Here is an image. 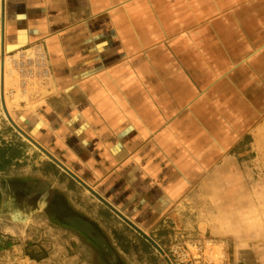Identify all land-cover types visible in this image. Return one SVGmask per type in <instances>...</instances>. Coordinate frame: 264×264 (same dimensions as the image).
<instances>
[{"label": "rangeland", "instance_id": "1", "mask_svg": "<svg viewBox=\"0 0 264 264\" xmlns=\"http://www.w3.org/2000/svg\"><path fill=\"white\" fill-rule=\"evenodd\" d=\"M210 1L148 0L144 30L114 48L125 77L112 102L125 100L134 119L115 142L143 164L122 213L162 254L22 126L18 116L55 92L45 43L4 46V107L23 134L2 106L0 71V147L13 154L0 170V244L11 243L0 264H264V11L233 15L263 0L220 12ZM111 175L103 190L85 183L107 203L111 187H125V174Z\"/></svg>", "mask_w": 264, "mask_h": 264}, {"label": "crops", "instance_id": "2", "mask_svg": "<svg viewBox=\"0 0 264 264\" xmlns=\"http://www.w3.org/2000/svg\"><path fill=\"white\" fill-rule=\"evenodd\" d=\"M134 1L140 2L134 5ZM238 2L223 0L219 6L211 0L207 5L220 12L226 4L231 6ZM149 6L148 0H4L7 52L42 40L49 53L55 91L39 105L37 114L18 116L22 126L34 138L37 136V142L49 149L52 158L84 183L103 190V182L111 174L114 178L125 174L121 182L125 187L119 185V190L116 185L114 189L111 187L108 203L124 218L127 214L122 210L129 211L124 196H133V179L140 177L138 172L143 164L138 161L142 159L140 152L127 155V147L118 149L115 142L118 130L127 121H134L126 112L125 100L119 103L115 97L112 102L111 96L122 89L121 81L125 77V72L121 71L123 66L119 65L123 61H118L124 54L121 49L116 50L121 48L123 42L120 41H125L122 47H129L139 36L136 31L144 30ZM250 8L264 11V0L236 6L234 18H242ZM136 11L145 14L146 19H141ZM113 62L115 64L110 66ZM124 91H119L122 96H125ZM90 144L102 145L91 149ZM107 168L110 170L106 172ZM42 251L51 254L45 248ZM5 252L1 250L0 255Z\"/></svg>", "mask_w": 264, "mask_h": 264}, {"label": "water", "instance_id": "3", "mask_svg": "<svg viewBox=\"0 0 264 264\" xmlns=\"http://www.w3.org/2000/svg\"><path fill=\"white\" fill-rule=\"evenodd\" d=\"M0 1H1V4H0L1 103H2V106H3L4 110H5V107H4V98H3V95H2V90H3L2 89V80H3V68H4V62H3V57H4V0H0ZM5 114H6L7 118H8V120L10 121V123L14 126V128L18 132L22 133V131L13 124V122L11 121L10 117L8 116L6 110H5ZM40 149L44 152V150L42 148H40ZM49 157L51 158V160L53 162H55L59 167H61L66 173H68L72 178H74L79 184H81L82 186H84L85 188H87L94 196H96L102 203H104L112 212H114L116 215H118L120 218H122L124 221H126L133 229H135L140 235H142L145 239H147L160 252V254H162V252L158 248V246L152 240H150V238H148V236H146L141 230H139L136 226H134V224H132L131 222H129L118 211H116L112 206H110L100 196H98L95 192H93L83 181H81L79 178H77L69 170H67L66 168H64L57 160H55L51 156H49ZM165 260H166L167 264H170V262L167 260V258H165Z\"/></svg>", "mask_w": 264, "mask_h": 264}, {"label": "trees", "instance_id": "4", "mask_svg": "<svg viewBox=\"0 0 264 264\" xmlns=\"http://www.w3.org/2000/svg\"><path fill=\"white\" fill-rule=\"evenodd\" d=\"M8 151L6 148L0 147V170L9 165L10 160L13 158V154H6ZM11 246V243L0 244V251L7 249Z\"/></svg>", "mask_w": 264, "mask_h": 264}, {"label": "flooded vegetation", "instance_id": "5", "mask_svg": "<svg viewBox=\"0 0 264 264\" xmlns=\"http://www.w3.org/2000/svg\"><path fill=\"white\" fill-rule=\"evenodd\" d=\"M58 204L57 203H52V204H47L46 206V209H45V212L46 214L50 215V217L52 216H55L56 213H58L57 211L59 210L58 208Z\"/></svg>", "mask_w": 264, "mask_h": 264}, {"label": "bare ground", "instance_id": "6", "mask_svg": "<svg viewBox=\"0 0 264 264\" xmlns=\"http://www.w3.org/2000/svg\"><path fill=\"white\" fill-rule=\"evenodd\" d=\"M6 62H8L7 57L4 58V65H6ZM6 66H7V65H6ZM4 69H5V67H4ZM3 83H4V82H3ZM13 219H14V220H20V213L15 212V214L13 215Z\"/></svg>", "mask_w": 264, "mask_h": 264}]
</instances>
